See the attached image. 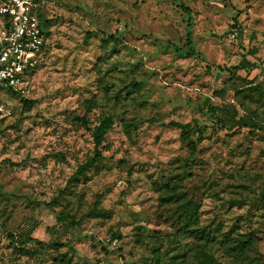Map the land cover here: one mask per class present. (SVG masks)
I'll list each match as a JSON object with an SVG mask.
<instances>
[{"label":"rangeland","instance_id":"1","mask_svg":"<svg viewBox=\"0 0 264 264\" xmlns=\"http://www.w3.org/2000/svg\"><path fill=\"white\" fill-rule=\"evenodd\" d=\"M40 2L46 50L0 121V264H264V0Z\"/></svg>","mask_w":264,"mask_h":264},{"label":"built area","instance_id":"2","mask_svg":"<svg viewBox=\"0 0 264 264\" xmlns=\"http://www.w3.org/2000/svg\"><path fill=\"white\" fill-rule=\"evenodd\" d=\"M39 0H5L0 6V121L16 98H26L48 37Z\"/></svg>","mask_w":264,"mask_h":264},{"label":"trees","instance_id":"3","mask_svg":"<svg viewBox=\"0 0 264 264\" xmlns=\"http://www.w3.org/2000/svg\"><path fill=\"white\" fill-rule=\"evenodd\" d=\"M41 1V0H39ZM40 18L42 20L43 27L46 31L47 37L50 36L49 31L46 28V20L44 19L42 13H40ZM187 46L192 50L189 55L192 54L193 52V47H192V39H191V34L189 33L187 35ZM177 52H181L179 49H177ZM241 69H248L247 65L245 62H242L240 65H237L236 67L233 68L234 71H239ZM26 100V99H23ZM217 111H221L218 109ZM87 125V122L84 124ZM111 126V120L105 119L104 121L101 122V124L95 129L93 133L94 137V155L87 160V162L79 167L77 172L71 177L69 180L67 186L65 189L60 193V195L52 201V205L57 204L63 196H65L69 192V186L70 183L78 181L81 177H83L89 169H91L93 166H95L99 161L103 159V155L101 152V146L104 142L105 135L107 134V131L110 129ZM173 126L181 129L183 132H185L188 128H190V125H182L179 123H173ZM191 151L194 153L197 149L196 147V142H191ZM262 198H264V192L262 193ZM176 219L177 226L180 230V232H183L185 234H190L191 236H194L195 238H199L201 240H204L208 238L206 235V229H202L198 227V212L197 208L193 206L192 202H180L179 207L177 209V212L174 215ZM115 239L121 238L120 235H117L114 237ZM29 243H38L41 244L40 241L37 239H29ZM238 244L242 248H246L249 245L248 241L241 242L239 241Z\"/></svg>","mask_w":264,"mask_h":264}]
</instances>
